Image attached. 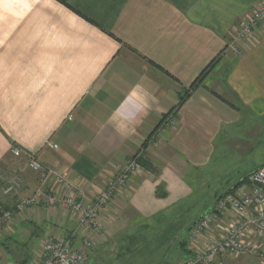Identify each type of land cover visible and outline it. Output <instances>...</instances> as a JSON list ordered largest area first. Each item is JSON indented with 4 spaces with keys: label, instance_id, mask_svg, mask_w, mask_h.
<instances>
[{
    "label": "crops",
    "instance_id": "crops-1",
    "mask_svg": "<svg viewBox=\"0 0 264 264\" xmlns=\"http://www.w3.org/2000/svg\"><path fill=\"white\" fill-rule=\"evenodd\" d=\"M262 1L0 0V175L21 183L8 195L0 185V207L11 211L38 188L29 155L70 183L49 181L58 198L84 206L131 157L156 170L131 176L101 213L100 232L58 207L16 213L0 232L1 264H28L48 237L69 238L84 264L114 260L123 230L187 198L205 167L219 165L217 152L238 147L239 125L246 140L261 136L243 120L264 117V23L239 56L224 50ZM257 245L259 255L229 264H264V240Z\"/></svg>",
    "mask_w": 264,
    "mask_h": 264
},
{
    "label": "built area",
    "instance_id": "built-area-1",
    "mask_svg": "<svg viewBox=\"0 0 264 264\" xmlns=\"http://www.w3.org/2000/svg\"><path fill=\"white\" fill-rule=\"evenodd\" d=\"M263 23L264 0L242 19L224 51L239 56V43L251 38ZM170 123L174 125L173 120ZM10 154L18 158L21 150L14 146ZM27 158L26 168L39 176V186L30 198L16 203L13 210L0 207V232L11 223L16 213L41 206L66 210L74 215L80 228L100 232L101 213L125 188L131 176L141 170L137 157H131L124 165L114 169L91 204L84 206L74 195L58 198L50 184L70 191V183L63 176L42 166L34 156L29 155ZM0 181L6 195L21 187L15 176L0 175ZM244 181L236 192L223 194L210 211L197 218L190 228L185 245L187 255L177 264H229L230 260L259 255L257 242L264 240V165L249 173ZM84 246L89 247L90 241H84ZM85 261V251L74 248L69 238L48 237L42 242L35 259L28 264H84Z\"/></svg>",
    "mask_w": 264,
    "mask_h": 264
},
{
    "label": "rangeland",
    "instance_id": "rangeland-1",
    "mask_svg": "<svg viewBox=\"0 0 264 264\" xmlns=\"http://www.w3.org/2000/svg\"><path fill=\"white\" fill-rule=\"evenodd\" d=\"M243 124L244 128L252 124L254 130L256 124L261 126L258 129L261 136H252L253 140L261 137L259 142L248 136L246 140L243 125H239L236 128L238 147H228L227 153L217 152L219 165L205 167L201 180L192 185V194L173 202L167 211L154 218L138 221L134 227L123 230L116 240L117 257L99 260L98 264H174L197 218L210 211L221 194L264 163V117L256 119L245 115ZM249 146L251 150L244 151ZM3 176L7 177L6 173Z\"/></svg>",
    "mask_w": 264,
    "mask_h": 264
},
{
    "label": "trees",
    "instance_id": "trees-1",
    "mask_svg": "<svg viewBox=\"0 0 264 264\" xmlns=\"http://www.w3.org/2000/svg\"><path fill=\"white\" fill-rule=\"evenodd\" d=\"M60 3H62L63 5H65V6H67V4H66V0H58ZM212 64H213V62H212ZM212 64H210V66L208 67V68H206L201 74H200V76L196 79V81L194 82V85L192 86V88L193 87H195L196 85H198V83H200L201 82V80H202V78L205 76V73L207 72V70L211 67V65ZM183 99L184 98H182L181 99V101H180V103H182L183 102ZM179 103V104H180ZM173 112V111H172ZM172 116H174V114H168L167 116H165V118H164V121H166L168 118H170V117H172ZM163 121V122H164ZM143 146H145V144L143 145ZM136 157H137V161H138V163L140 164V166H142V168L143 169H145V170H147V171H149V172H152V173H155L156 172V170H155V168L150 164V162H146V161H144L143 159H141V155H139V154H137V155H135ZM264 165V164H263ZM262 165V166H263ZM262 166H260V167H262ZM259 167V168H260ZM245 179V178H244ZM244 179L239 183L240 185H242L245 181H244ZM0 185H2V183L0 182ZM239 185V186H240ZM160 190L158 189L157 190V193L159 194V196H161L162 194L159 192ZM230 192H233V190H229L228 192H226V193H230ZM184 245L185 244H183V246L182 247H184ZM186 251V250H185Z\"/></svg>",
    "mask_w": 264,
    "mask_h": 264
}]
</instances>
